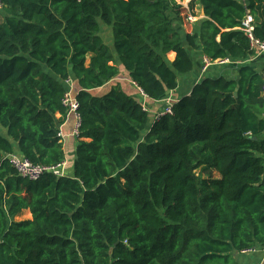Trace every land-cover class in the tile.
<instances>
[{"label":"trees","instance_id":"trees-1","mask_svg":"<svg viewBox=\"0 0 264 264\" xmlns=\"http://www.w3.org/2000/svg\"><path fill=\"white\" fill-rule=\"evenodd\" d=\"M196 1L210 62L251 54L247 14L264 42V0ZM0 3V264H242L264 247L262 73L245 64L237 79L205 78L149 122L118 86L101 89L121 65L159 100L192 70V26L183 41L167 15L188 20L175 0ZM69 78L81 120L72 173L23 177L7 158L15 145L34 164L65 157L56 115Z\"/></svg>","mask_w":264,"mask_h":264},{"label":"crops","instance_id":"crops-1","mask_svg":"<svg viewBox=\"0 0 264 264\" xmlns=\"http://www.w3.org/2000/svg\"><path fill=\"white\" fill-rule=\"evenodd\" d=\"M175 1L179 6L186 9L189 12V15L192 17V20H189L190 22L185 18V21L183 23L179 20L177 13L174 9L169 7L167 11V15L169 17L171 25L179 32V34L182 36L183 41H185V29L187 31L185 22L190 23V29L192 26V31L190 32V35H192V37L194 38L193 47H190L188 43L184 42V46L193 63L192 70L188 73L177 74V87L174 90L168 91L167 94L159 100H151L147 98V96L141 90H139L135 83L130 80L128 74L123 70L122 66L119 64L118 67L120 71L118 76L114 80L106 83L102 88L107 90L113 86H118L124 93H126L142 105L144 110L148 113L149 122L153 121L154 115L160 112L165 107L167 102L174 103L182 97L188 95L192 87L205 78H217L220 76H224L229 79H237L239 67L245 64L250 65L256 70H258L260 73H262L264 77V51H260L257 47H253L251 49V54L241 61L225 60L223 63L212 62L205 71H202V61L204 56L202 54V49L199 44L198 36L200 22L205 18V16L202 14V9L197 1L194 3L193 10L189 6L190 0ZM238 1L243 4H246L249 0ZM190 10H192V12ZM0 13H3L1 11V7ZM99 34L102 37L103 41L111 47V44L113 42L111 28L101 22L99 24ZM168 57L169 60H172L174 54L171 52L168 54L167 58ZM69 79L71 80L72 84V92H74L75 94V82L72 78ZM260 117H262V115ZM56 118H59L58 129L62 133L61 141L65 153L64 160L66 162L65 174L70 175L72 173L76 148V136L73 134L75 119L72 114L66 112L63 117L60 114H57ZM15 152H17V154L19 153L16 145ZM237 261L242 264H264V251L256 250L251 252L240 253L237 256Z\"/></svg>","mask_w":264,"mask_h":264},{"label":"built area","instance_id":"built-area-1","mask_svg":"<svg viewBox=\"0 0 264 264\" xmlns=\"http://www.w3.org/2000/svg\"><path fill=\"white\" fill-rule=\"evenodd\" d=\"M0 6H1V3H0ZM188 20L190 21L192 20V17L190 15L188 16ZM252 21L253 20L250 14H247L243 20V28L248 33V36L250 38L251 49L253 47H257L260 51H264V42H261L252 36V33H251L253 29ZM224 61L225 60H217L215 62L223 63ZM202 63H203L202 71H205L212 62H210L208 58L204 57ZM66 84L68 85V89L63 95L62 105L64 106L66 113H70L74 116L75 123H74L73 134L77 136L78 129H79L80 122H81L80 115L77 111L78 102H77L74 92H72L71 80L67 79ZM262 95L264 96V85L262 87ZM171 105H172V102H167L165 107L160 112L154 115V119H158L163 114H171L172 113ZM58 135L61 138L62 133L59 129H58ZM7 158L11 166L14 167V169L18 172V174H20L23 177L29 178V179H37L44 172H52L53 174L57 176H61L65 174L66 162L64 159L55 165L45 166L41 164H34L26 157L22 156L21 154H17V153L8 154ZM261 250L264 251V247ZM251 251H255V250L253 249L246 250V251H243L242 253L251 252Z\"/></svg>","mask_w":264,"mask_h":264},{"label":"rangeland","instance_id":"rangeland-1","mask_svg":"<svg viewBox=\"0 0 264 264\" xmlns=\"http://www.w3.org/2000/svg\"><path fill=\"white\" fill-rule=\"evenodd\" d=\"M194 6V5H193ZM1 7V6H0ZM168 61H169V57H168ZM106 89H102L101 92L105 91ZM100 91V90H98ZM97 91V92H98ZM26 218H30V214L28 211L24 210L20 215L19 217H17V219H26Z\"/></svg>","mask_w":264,"mask_h":264},{"label":"water","instance_id":"water-1","mask_svg":"<svg viewBox=\"0 0 264 264\" xmlns=\"http://www.w3.org/2000/svg\"><path fill=\"white\" fill-rule=\"evenodd\" d=\"M202 14L204 15L203 11H202ZM257 116H258L259 118H261V117H260L261 115H257Z\"/></svg>","mask_w":264,"mask_h":264}]
</instances>
